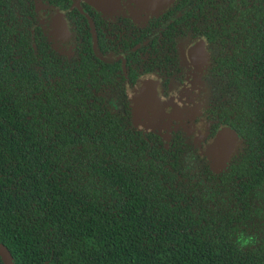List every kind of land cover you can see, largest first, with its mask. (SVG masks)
Masks as SVG:
<instances>
[{
    "label": "trees",
    "instance_id": "1",
    "mask_svg": "<svg viewBox=\"0 0 264 264\" xmlns=\"http://www.w3.org/2000/svg\"><path fill=\"white\" fill-rule=\"evenodd\" d=\"M27 1L0 0V244L12 264H264L262 206L235 194L227 205L220 181L210 194L142 141L96 94L104 66L61 61L30 34Z\"/></svg>",
    "mask_w": 264,
    "mask_h": 264
},
{
    "label": "flooded vegetation",
    "instance_id": "2",
    "mask_svg": "<svg viewBox=\"0 0 264 264\" xmlns=\"http://www.w3.org/2000/svg\"><path fill=\"white\" fill-rule=\"evenodd\" d=\"M27 6L30 34L61 61L88 54L98 70L105 67L96 94L110 111L126 114L142 141L175 156L210 194L220 181L227 205L235 194L242 207L264 210V0H173L135 22L107 18L81 0ZM51 8L72 33L68 53L45 33ZM147 75L156 79L162 118L135 128L131 98Z\"/></svg>",
    "mask_w": 264,
    "mask_h": 264
},
{
    "label": "rangeland",
    "instance_id": "3",
    "mask_svg": "<svg viewBox=\"0 0 264 264\" xmlns=\"http://www.w3.org/2000/svg\"><path fill=\"white\" fill-rule=\"evenodd\" d=\"M90 5L105 17L122 16L135 21H142L150 16L158 14L168 6L172 0H81ZM38 13L42 14L39 7ZM48 18V26L45 29L51 43L59 48V51L68 53L71 50L72 33L68 30L63 15L51 8ZM156 79L154 75H147L140 79L136 86L135 94L131 98V117L135 128L143 125L144 119L154 121L160 119L158 115L159 105L154 96ZM236 240L242 242V238Z\"/></svg>",
    "mask_w": 264,
    "mask_h": 264
},
{
    "label": "water",
    "instance_id": "4",
    "mask_svg": "<svg viewBox=\"0 0 264 264\" xmlns=\"http://www.w3.org/2000/svg\"><path fill=\"white\" fill-rule=\"evenodd\" d=\"M172 2H173V0H172ZM168 6H166V7H168ZM0 261H1V264H12L9 253L6 251V249L1 244H0Z\"/></svg>",
    "mask_w": 264,
    "mask_h": 264
}]
</instances>
